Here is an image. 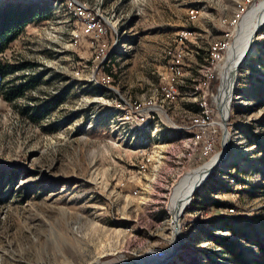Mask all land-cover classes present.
I'll use <instances>...</instances> for the list:
<instances>
[{"label":"rangeland","instance_id":"1","mask_svg":"<svg viewBox=\"0 0 264 264\" xmlns=\"http://www.w3.org/2000/svg\"><path fill=\"white\" fill-rule=\"evenodd\" d=\"M8 1L39 15L0 55L18 68L0 77V264H151L170 243L153 261L264 264V22L250 27L227 135L179 209V232L170 200L193 171L216 103L221 117L236 31L264 0H0V8ZM179 57L182 75L170 82ZM194 193L219 205L190 211Z\"/></svg>","mask_w":264,"mask_h":264},{"label":"bare ground","instance_id":"2","mask_svg":"<svg viewBox=\"0 0 264 264\" xmlns=\"http://www.w3.org/2000/svg\"><path fill=\"white\" fill-rule=\"evenodd\" d=\"M255 20L258 23L264 22V1L261 3V5L259 7L254 9L253 12H251L248 15H246L245 17H243V19H242L243 22H242L241 26L238 28V31H236L237 35H236L235 41L232 44V46L229 48V51H230V54H231L230 57H229V62H228V70L229 71H228V74L226 76V82H225V86H224L225 89H226V93L223 96L222 101H221V103H222L221 119H223L222 120L223 124H221V127H223V128L226 126V121L228 120L227 119V117H228V109H229V106H230L229 102H230L232 91H233V84L232 83H233L234 78H235V70H236L235 66H236V64L239 63V61L240 62L243 61V59L249 53V49H250L251 44H252V42H251L252 41V35L250 33V27H251V25L253 24V22ZM239 39H241L240 45H238V48H235L237 43H238V41H239ZM212 62L215 63L214 59L212 60ZM181 63H182V61H181L180 57L179 58H174V66H171L170 70H169L171 72V76H170L171 80H170V82H173L176 78H178V77H180L182 75V70H180ZM234 68H235V70H234ZM164 92L165 93L167 92V94H169V95H173V97L176 94V91L174 90L173 87H171V85H169L168 87H165ZM173 97L171 98L172 100H173ZM224 98H225V100H224ZM223 102L225 103V105H224ZM200 104H201L202 114L203 115L207 114L208 113L207 103L206 102H202ZM140 108H141L140 105H135L132 109L133 110H139ZM219 108L220 107L218 106V109ZM158 110L161 112V110L159 108L157 109V111ZM149 114H151V113H148L147 115H149ZM224 133H226V132H224ZM226 135H227V133H226ZM209 151H210V147L207 148V153L208 154H209ZM216 156H218V155H215L211 159V161L213 159H215ZM239 159H240L239 157L233 156L231 162H236ZM209 165H206L205 167H202L201 168V172L193 174V176H190L189 178H187L185 180V182L183 184H181L180 187L177 190L174 191V195H173V200L172 201L174 203V208H175L174 211L176 213L175 212L173 213L174 217L172 218V221H173L172 224H173V227H174V224H178V232H179V219L176 218V217H177L178 213L180 214L179 209H180V207H183L186 203H188L187 201L189 200V198L191 196V193L193 192V190L196 187V185L202 183L207 178L208 169H206V167H209ZM212 166H213V163L211 164V167ZM178 206H179V208H178ZM173 234H177L175 228H173ZM177 238H178V235H177ZM176 250H177V246L175 247V251ZM163 258H165V257H163ZM163 258H160V259H163ZM168 258L170 259L171 257L168 256L167 259ZM147 260L151 261V264H162V263H159V262H155L156 260H155V258L153 256L150 257ZM153 260H155V261H153ZM130 264H136V263L131 262Z\"/></svg>","mask_w":264,"mask_h":264},{"label":"trees","instance_id":"3","mask_svg":"<svg viewBox=\"0 0 264 264\" xmlns=\"http://www.w3.org/2000/svg\"><path fill=\"white\" fill-rule=\"evenodd\" d=\"M38 11L36 5L30 3L17 4L12 1H8L7 4L0 8V55L21 35L26 25L35 22L34 20H36V17L39 15ZM45 17H47V14H41V17L37 21ZM14 69L16 70L18 68L4 65L0 62V77L2 79L6 78ZM11 91H13V89H11ZM190 202V211H206L210 209L212 205H219V203L206 201V199L201 197L198 193H194Z\"/></svg>","mask_w":264,"mask_h":264},{"label":"built area","instance_id":"4","mask_svg":"<svg viewBox=\"0 0 264 264\" xmlns=\"http://www.w3.org/2000/svg\"><path fill=\"white\" fill-rule=\"evenodd\" d=\"M79 16H80V11H79ZM90 16L87 15V18H89ZM87 18H80V23H81V25L84 26V31H88V36H89V35H91V33L93 31H95V29H94V25H92V24L87 25ZM215 52H219L222 54V52H224V50H222V51L215 50ZM179 54H180V52H179ZM103 86H107V85L103 84ZM211 94L212 93L210 92V97H211ZM217 96L218 95L214 96L215 100L217 99ZM137 113L139 115H142L145 113H157L158 115L160 114L157 112V109H154V108H143L142 110H137ZM218 114H219V109H218V105L216 103V107H214V114H213V116L210 117L211 121H208L204 127L199 129L200 134H204V136H205V143H203V146L200 148V151H198L199 158L196 161L192 162L193 171L187 172V175L185 176V178H188V177L192 176L193 174L199 172L201 170L202 166L204 167L206 164H208L209 161H211V159L215 156V155H209L208 156L207 148L215 147L216 142L219 140V137H220L219 135H220V133H222V130H223L221 125H220V122L222 121V119H221V117H219ZM163 118H164V116H163ZM169 124H171V123L169 122ZM175 125H171V126H175ZM182 127L187 128V127H190V125H186V126H182ZM207 160H209V161L206 162ZM185 178H181V182ZM181 182H177L175 184L176 188H177V185L180 184ZM131 184H133V183H131ZM196 188H199V186ZM168 213H169V211H168ZM180 225H181V223H180ZM171 247H172V245L170 243V244H168V247H166L161 253H154L153 257L155 259H158V258H161L163 256L169 255L171 253L170 252Z\"/></svg>","mask_w":264,"mask_h":264},{"label":"water","instance_id":"5","mask_svg":"<svg viewBox=\"0 0 264 264\" xmlns=\"http://www.w3.org/2000/svg\"><path fill=\"white\" fill-rule=\"evenodd\" d=\"M222 120H223V119H222ZM223 133H224V129L222 130V134H223ZM173 193H174V192H173ZM173 193H172V195H171V199H170V200H172V196L174 195Z\"/></svg>","mask_w":264,"mask_h":264}]
</instances>
